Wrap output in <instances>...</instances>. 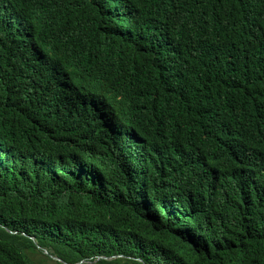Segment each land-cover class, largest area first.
Here are the masks:
<instances>
[{"label": "trees", "instance_id": "1", "mask_svg": "<svg viewBox=\"0 0 264 264\" xmlns=\"http://www.w3.org/2000/svg\"><path fill=\"white\" fill-rule=\"evenodd\" d=\"M114 1L0 0V264H264V164L260 197L216 175L238 109L264 138V0ZM233 82L234 111L210 93ZM80 97L127 110L147 155L130 175ZM169 128L193 148L175 168L155 148Z\"/></svg>", "mask_w": 264, "mask_h": 264}, {"label": "clouds", "instance_id": "2", "mask_svg": "<svg viewBox=\"0 0 264 264\" xmlns=\"http://www.w3.org/2000/svg\"><path fill=\"white\" fill-rule=\"evenodd\" d=\"M99 2L106 9L118 8V5H120L119 1L114 0H99ZM137 18H140V16H136ZM204 81L209 86L221 83V79L216 77V73ZM242 88V85L233 82L232 86L220 85L215 90L211 89L210 93L217 106L234 111L241 104L237 90H242ZM249 96V90L247 89L244 93V99H249ZM78 100L88 107L92 117L98 122L97 132L99 137L103 140V144L111 150L114 164L121 171V177L130 175L132 164L136 163L134 160L141 159L136 150H144L142 155H146V151L133 125H130L129 121H125L128 114L127 110L118 111L115 107L117 105L111 104L101 97H80ZM235 124L239 134L237 145L231 150L235 156V164H226L220 160L221 166L216 169L220 193L229 196L231 200H241L244 193H249L250 197H260V193L250 185L249 174L260 169V165L264 164V138L259 136L261 124L258 120L248 118L247 114L241 109H238ZM254 133L263 140L254 138ZM249 140L256 142L257 148L252 147ZM175 145L186 149V156L183 153L180 157H176L175 154H167L166 150ZM155 148L161 153V161L164 162V166L167 168H175L181 165L184 159L193 151L188 140L173 128L164 130L158 136L155 141ZM143 160L146 161V159ZM262 172L264 173V169ZM150 180L151 177L149 180L146 179L144 185L137 190L138 195H146L150 191L149 189L156 182Z\"/></svg>", "mask_w": 264, "mask_h": 264}, {"label": "water", "instance_id": "3", "mask_svg": "<svg viewBox=\"0 0 264 264\" xmlns=\"http://www.w3.org/2000/svg\"><path fill=\"white\" fill-rule=\"evenodd\" d=\"M45 252H46V251H45ZM56 259L60 260L59 258H56ZM65 264H67V263H65Z\"/></svg>", "mask_w": 264, "mask_h": 264}, {"label": "rangeland", "instance_id": "4", "mask_svg": "<svg viewBox=\"0 0 264 264\" xmlns=\"http://www.w3.org/2000/svg\"><path fill=\"white\" fill-rule=\"evenodd\" d=\"M46 260V259H45Z\"/></svg>", "mask_w": 264, "mask_h": 264}]
</instances>
